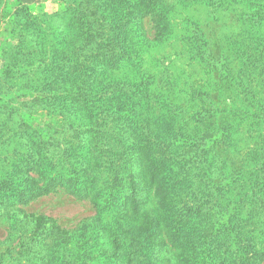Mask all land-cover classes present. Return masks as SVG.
Returning a JSON list of instances; mask_svg holds the SVG:
<instances>
[{"label": "trees", "instance_id": "trees-1", "mask_svg": "<svg viewBox=\"0 0 264 264\" xmlns=\"http://www.w3.org/2000/svg\"><path fill=\"white\" fill-rule=\"evenodd\" d=\"M9 1L0 0V25L18 42L19 80L38 83L14 91L3 80L9 69L0 72V210L57 190L126 210L101 228L108 251L103 239L100 251L42 214H7L0 264H261L264 0H73L41 17L26 5L7 13ZM54 16L63 22L58 42ZM77 35L73 50L90 54L71 71L64 51ZM29 93L70 101L58 129L20 117L30 103H13ZM218 149L246 153L222 171Z\"/></svg>", "mask_w": 264, "mask_h": 264}, {"label": "rangeland", "instance_id": "rangeland-1", "mask_svg": "<svg viewBox=\"0 0 264 264\" xmlns=\"http://www.w3.org/2000/svg\"><path fill=\"white\" fill-rule=\"evenodd\" d=\"M72 1L73 0H18V1L11 0L7 3L6 12L7 13L12 12L13 8L18 7V5L21 6L26 5L30 9L33 15H37L38 17H41V15L44 13L52 14L59 11L63 7L65 8L74 7V5L71 3ZM75 1L78 2V0ZM167 1L171 2L172 0H167ZM223 5L227 7L226 2H224ZM184 9L187 11L189 10L191 13L190 15L195 16L197 18H200V16L205 15V9L203 8V6L196 5L192 7L186 4L185 6H183V10ZM60 18L61 16L59 17L54 16L53 18H47L49 19L48 21H50L49 25L54 30V35L56 37L57 42L60 40L58 34L59 32L62 31V24H63ZM226 20H227V24L231 25L232 28H235V21H231L229 17H227ZM142 23L144 27H146V30H148V34L153 36V30L151 29V22L149 18L144 17L142 19ZM4 26H6V23L0 25V72L3 66H5V68L9 69V71L6 72H10L13 76V78H10L8 76L5 77L3 79L4 82L12 83L14 91L16 90V88H24L25 84H29V86H36V83L38 82L30 81L31 78L29 76L25 77L23 80H19V69L20 71H22L25 70L26 68L25 66L24 68H21L23 66L22 63L23 61H21L17 55L18 53L17 51L19 50L17 47L18 45L17 40L14 38V36L12 37V35L9 34L8 29L6 28L4 29ZM77 36L78 37H73V38L71 37L68 39V44L70 48L64 51V54L67 55L66 57L71 59V71L76 69V66L74 67V63H77L78 66V61L85 60V56H88L90 54V51H88L82 56L80 54L78 55V50L77 51L73 50L74 47L79 46L80 44L83 43L82 39L79 38L80 36L79 35ZM51 40H53V36L47 39V41L50 42ZM212 40L215 41L216 39L213 38ZM211 49L217 50L220 49V46L218 48L211 46ZM163 53H156V56L163 57ZM84 63L87 64V61L83 62V66H85ZM109 68L110 70L116 69L115 67L107 66L108 72H109ZM30 70L32 72V67H27V71L30 72ZM94 70H95L94 71L95 78L91 79L90 81L93 80L98 81L101 79V77H97L96 68ZM6 72L4 73L6 74ZM1 79L2 78H0V82ZM49 97H51V95H49ZM40 99L45 102H47L48 99H50V101L53 102L56 101V102H54V105H49L47 108L46 107L44 108L42 106ZM21 102L30 103V105L26 107L27 109H25L24 107L20 108L19 114L21 118L23 117L22 115L31 113V116L35 117L39 123L50 124L53 125V127H56L57 129L62 120L61 109L63 110V104L64 102H66L65 104L70 103L69 100H64V95L62 93L57 95V100L52 99V97L51 98L44 97L39 93H29L26 94L24 97L16 99V101H14L13 104L16 106ZM47 104H51V102ZM31 108L34 109L36 108V110L33 111ZM58 135H62V134H58ZM58 135L55 134V136ZM28 136H29V132H28ZM62 137L64 139V136ZM16 140L17 142H19L20 138H17ZM218 151L220 154L216 153L217 154L215 157L217 162L216 164L218 168L222 169V171L228 170L231 164H233L231 169L237 168L238 165L235 164L233 159L235 158V156L238 157L242 156L243 158L246 153V151L244 152V150H240L234 152L233 154L230 153L229 155L225 156V152H223L220 149H218ZM141 201L143 203V200ZM145 204H146L145 207L148 208L149 210L154 208L155 198L154 199L150 197L147 198ZM107 207L108 205L106 204L102 205L96 200V198L80 199L62 190H57L55 192H51L49 194L37 197L35 200L25 205L9 207L7 209L0 210V254L3 252L4 248L6 247V238H8L9 236L8 226L6 224V216L7 214L18 212L19 209L21 211L18 213L19 217H21L22 215H29V214L31 215L42 214L54 220L56 224L64 230H69L74 234L76 233L78 234L80 231L83 234H86V236H89L88 237L89 243L91 242L92 238H94L95 239L94 242L96 241L98 246L97 248L100 249V251L103 249L108 251L112 247V242L109 240V238L106 237V235L102 233L101 228L102 226H107V227L112 226L114 221L121 214L120 213L121 210L123 209L126 210V208L122 207L121 205H117L116 207H112L109 209ZM256 208H259L258 203L256 204ZM149 214L152 218L154 217L151 211L149 212ZM145 216L146 215L142 213V219L145 218ZM148 217L147 220H150V218ZM251 220H255V217L251 218L250 221ZM243 221L245 220H242L241 223H243ZM246 225L248 229H253L255 226L254 223L250 224L249 222H246ZM163 238L166 241L165 237ZM102 239L105 241L104 243L105 248L103 249L100 246ZM255 239L256 237L254 235V242L256 241ZM117 241L119 243V240ZM155 253L157 255L159 253L157 248ZM116 264H121V262H117ZM133 264H135V262ZM261 264H264V260L261 262Z\"/></svg>", "mask_w": 264, "mask_h": 264}]
</instances>
